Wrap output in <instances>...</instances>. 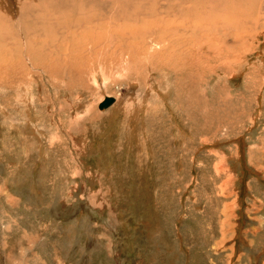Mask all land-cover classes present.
Instances as JSON below:
<instances>
[{
	"label": "rangeland",
	"instance_id": "obj_1",
	"mask_svg": "<svg viewBox=\"0 0 264 264\" xmlns=\"http://www.w3.org/2000/svg\"><path fill=\"white\" fill-rule=\"evenodd\" d=\"M263 12L0 0V264H264Z\"/></svg>",
	"mask_w": 264,
	"mask_h": 264
},
{
	"label": "bare ground",
	"instance_id": "obj_2",
	"mask_svg": "<svg viewBox=\"0 0 264 264\" xmlns=\"http://www.w3.org/2000/svg\"><path fill=\"white\" fill-rule=\"evenodd\" d=\"M129 1H130V0H129ZM192 1H193V0H192ZM183 2H184V1H183ZM192 3H193V2H192ZM234 3H235V1H234ZM114 4H115V3H114ZM166 5H168V3H167ZM166 5H165V6H166ZM167 7H169V6H166V8H167ZM103 8H105V7H103ZM158 8H159V7H158ZM166 8H165V9H166ZM159 9H160V8H159ZM167 9H168V8H167ZM234 9H236V6L234 7ZM140 10H141V9H140ZM152 10H153V9H152ZM152 10H151V11H152ZM154 10H155V8H154ZM184 10H185V9H184ZM142 11H143V10H142ZM151 11H150V12H151ZM150 12H149V13H150ZM154 12H155V11H154ZM176 12H177V11H176ZM259 12H260V11H259ZM259 12H258V13H259ZM160 13H161V12H160ZM167 13H168V12H167ZM178 13H179V12H178ZM240 13H241V12H240ZM261 13H262V11H261ZM263 13H264V12H263ZM97 14H98V13H97ZM155 14H156V12H155ZM157 14H159V13H158V10H157ZM165 14H166V13H165ZM146 15H148V14H146ZM184 15H185V14H184ZM152 16H153V15H152ZM165 16H167V15H165ZM262 16H263V15H262ZM175 17H176V16H175ZM123 18H124V17H123ZM150 18H151V17H150ZM155 18H157V16H156ZM176 18H179V17H176ZM176 18H175V19H176ZM185 18H186V17H185ZM143 19H144V18H143ZM146 19H147V16H146ZM146 19H145V20H146ZM159 19H160V18H159ZM163 19H164V18H163ZM168 19H169V18H168ZM189 19H190V18H189ZM0 20H2V19L0 18ZM149 20H150V19H149ZM149 20H147V21H149ZM156 20H157V19H156ZM166 20H167V19H166ZM176 20H177V19H176ZM176 20H172V22H173V21H176ZM178 20H180V21L182 22V18H181V19L179 18ZM178 20H177V21H178ZM3 21H4V20H3ZM152 21L155 23V20H152ZM162 21H163V20H162ZM164 21H165V20H164ZM165 22H168V21H165ZM170 22H171V21H170ZM170 22H169V23H170ZM172 22H171V23H172ZM236 22H237V19H236ZM7 23H8V22H7ZM145 23H146V22H145ZM150 23H152V22H150ZM157 23H158V22H157ZM169 23H168V24H169ZM146 24H147V23H146ZM173 24H174V23H173ZM0 25H1V23H0ZM153 25H154V24H153ZM153 25H152V26H153ZM156 25H158V24H156ZM175 25H176V24H175ZM175 25H173V26H175ZM241 25H242V24H241ZM245 25H247V24H245ZM245 25H244V26H245ZM147 26H150V25L147 24ZM162 26H163V25H162ZM227 26H228V25H227ZM137 27H139V26H137ZM160 27H161V26H160ZM161 29H162V28H161ZM236 29H237V28H236ZM4 30H5V29H4ZM137 30H139V29L137 28ZM157 30H158V29H157ZM240 30H241V29H240ZM246 30H247V29H246ZM246 30H243V31H246ZM158 31H159V30H158ZM2 32H3V31H2ZM109 32H110V31H109ZM230 32H232V31H230ZM234 32H235V31H234ZM162 33H163V32H162ZM158 34L160 35L161 32H159ZM182 34H183V32H182ZM232 34H233V33H232ZM235 34H236V33H235ZM237 34H238V33H237ZM189 36H190V35H189ZM230 36H231V35H230ZM232 36H233V35H232ZM235 36H236V35H235ZM152 37H153V35H152ZM159 37H160V36H159ZM233 37H234V36H233ZM237 37H238V36H237ZM155 38H156V37H155ZM152 39H153V38H152ZM155 40H158V39H155ZM152 42H154V41H152ZM155 43H156V42H155ZM166 95H167V94H166ZM163 96H165V95H163ZM164 98L168 99L166 96H165ZM164 101H165V100H164ZM115 103H116V100H114V104H113V105H115ZM111 106H112V105H111Z\"/></svg>",
	"mask_w": 264,
	"mask_h": 264
},
{
	"label": "water",
	"instance_id": "obj_3",
	"mask_svg": "<svg viewBox=\"0 0 264 264\" xmlns=\"http://www.w3.org/2000/svg\"><path fill=\"white\" fill-rule=\"evenodd\" d=\"M114 103V99L111 97H105L102 102L98 104V108L100 110L106 109L110 107Z\"/></svg>",
	"mask_w": 264,
	"mask_h": 264
}]
</instances>
